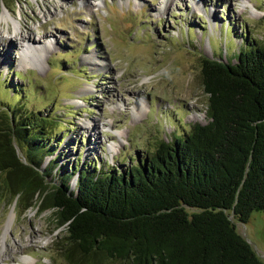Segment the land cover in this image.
<instances>
[{
    "label": "rangeland",
    "instance_id": "374dc122",
    "mask_svg": "<svg viewBox=\"0 0 264 264\" xmlns=\"http://www.w3.org/2000/svg\"><path fill=\"white\" fill-rule=\"evenodd\" d=\"M261 42L264 0H0V109L52 117L56 174L124 171L207 121L201 57ZM235 228L264 261V211ZM62 234L51 209L0 194V264H67Z\"/></svg>",
    "mask_w": 264,
    "mask_h": 264
},
{
    "label": "trees",
    "instance_id": "16d2710c",
    "mask_svg": "<svg viewBox=\"0 0 264 264\" xmlns=\"http://www.w3.org/2000/svg\"><path fill=\"white\" fill-rule=\"evenodd\" d=\"M235 56L200 58L207 121L124 171L56 174L52 117L0 109V194L52 210L67 264H264L235 228L264 211V42Z\"/></svg>",
    "mask_w": 264,
    "mask_h": 264
},
{
    "label": "bare ground",
    "instance_id": "6f19581e",
    "mask_svg": "<svg viewBox=\"0 0 264 264\" xmlns=\"http://www.w3.org/2000/svg\"><path fill=\"white\" fill-rule=\"evenodd\" d=\"M245 4L246 5H248L249 4V2H246L245 1ZM253 9H254V7H252ZM257 14V13H256ZM30 42H31V40H30ZM27 45H28V50H27V52H26V54H24L23 55V57L24 58H28L27 56H28V54H31V55H34V53H38V54H41L44 50L42 49V48H40V47H37L36 45H33V44H31V43H27ZM30 57V56H29ZM94 66H96V64H93ZM13 217V216H12ZM11 222V221H10ZM10 222H9V224H8V227H9V225H10Z\"/></svg>",
    "mask_w": 264,
    "mask_h": 264
}]
</instances>
